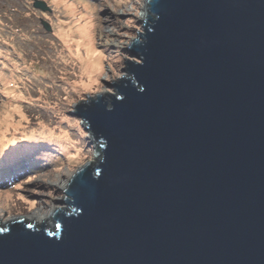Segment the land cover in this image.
Wrapping results in <instances>:
<instances>
[{
  "label": "water",
  "instance_id": "obj_1",
  "mask_svg": "<svg viewBox=\"0 0 264 264\" xmlns=\"http://www.w3.org/2000/svg\"><path fill=\"white\" fill-rule=\"evenodd\" d=\"M146 8L141 62L75 113L99 158L55 227L0 223V264H264V0Z\"/></svg>",
  "mask_w": 264,
  "mask_h": 264
},
{
  "label": "rangeland",
  "instance_id": "obj_2",
  "mask_svg": "<svg viewBox=\"0 0 264 264\" xmlns=\"http://www.w3.org/2000/svg\"><path fill=\"white\" fill-rule=\"evenodd\" d=\"M40 1L49 10L0 0L2 225L50 214L55 227V211L69 207L62 183L101 153L77 107L116 92L127 62H141L128 49L143 31L147 0ZM9 171L14 177L3 180Z\"/></svg>",
  "mask_w": 264,
  "mask_h": 264
},
{
  "label": "bare ground",
  "instance_id": "obj_3",
  "mask_svg": "<svg viewBox=\"0 0 264 264\" xmlns=\"http://www.w3.org/2000/svg\"><path fill=\"white\" fill-rule=\"evenodd\" d=\"M146 6H147V2H146ZM147 10V8H145V11ZM143 15V14H142ZM145 15L146 14H144L142 17H145ZM96 157H99V155L97 154V155H95ZM63 184V187H66L67 186V181H65V182H63L62 183ZM58 207L57 206H53L52 207V210H55V209H57ZM46 215V214H45ZM33 215V220L35 221V222H37V224H39V222L41 223H44V222H46V221H49L50 219H51V216H50V214L49 215ZM13 218H15V217H13ZM13 218H11V219H13ZM11 219H9V220H11ZM26 219V218H25ZM6 223V222H5Z\"/></svg>",
  "mask_w": 264,
  "mask_h": 264
},
{
  "label": "trees",
  "instance_id": "obj_4",
  "mask_svg": "<svg viewBox=\"0 0 264 264\" xmlns=\"http://www.w3.org/2000/svg\"><path fill=\"white\" fill-rule=\"evenodd\" d=\"M0 173L4 174V172H0ZM7 174H8V176L10 177V175H11L10 171L7 172ZM13 177H14V174L12 173V176H11L10 178H5V179H3V180H9V179H11V178H13Z\"/></svg>",
  "mask_w": 264,
  "mask_h": 264
},
{
  "label": "clouds",
  "instance_id": "obj_5",
  "mask_svg": "<svg viewBox=\"0 0 264 264\" xmlns=\"http://www.w3.org/2000/svg\"><path fill=\"white\" fill-rule=\"evenodd\" d=\"M16 217H19V216H16ZM23 217V216H22ZM24 218V217H23Z\"/></svg>",
  "mask_w": 264,
  "mask_h": 264
}]
</instances>
